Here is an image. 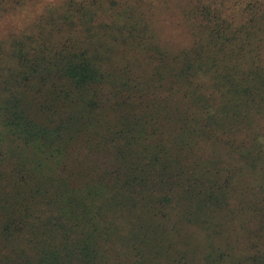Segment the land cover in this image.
Here are the masks:
<instances>
[{"label": "trees", "instance_id": "16d2710c", "mask_svg": "<svg viewBox=\"0 0 264 264\" xmlns=\"http://www.w3.org/2000/svg\"><path fill=\"white\" fill-rule=\"evenodd\" d=\"M258 19L0 42V264H264Z\"/></svg>", "mask_w": 264, "mask_h": 264}, {"label": "rangeland", "instance_id": "374dc122", "mask_svg": "<svg viewBox=\"0 0 264 264\" xmlns=\"http://www.w3.org/2000/svg\"><path fill=\"white\" fill-rule=\"evenodd\" d=\"M205 13L209 15L198 17ZM261 13L264 0H0V42L7 47L22 33L75 25L94 38H108L109 33V40L137 28L175 49L190 42L193 24L226 19L233 25L250 24L260 22Z\"/></svg>", "mask_w": 264, "mask_h": 264}]
</instances>
